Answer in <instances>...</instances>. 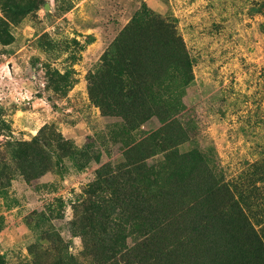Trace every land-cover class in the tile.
<instances>
[{"label": "trees", "instance_id": "16d2710c", "mask_svg": "<svg viewBox=\"0 0 264 264\" xmlns=\"http://www.w3.org/2000/svg\"><path fill=\"white\" fill-rule=\"evenodd\" d=\"M34 3L35 8L46 4L0 0V36L5 31L0 38L5 44L12 40L10 23L33 11ZM259 10L264 11V2ZM94 39L88 35L86 40L90 44ZM194 62L175 25L142 2L88 75L91 103L103 115L122 119V135L113 137L122 157L96 169L82 208L75 205L70 230L81 237L83 249L72 253L74 241L53 225L56 208L49 206V214L26 219L37 242L30 246L33 259L22 264H264V239L246 203L242 205L243 191L235 198L198 148L182 150L189 132L179 114L186 109L183 97L195 80ZM74 73L73 67L55 70L51 88L66 95L77 80ZM152 118L161 126L139 138L142 125ZM3 131L12 133L11 125L0 118ZM2 145L0 198L7 208L18 202L10 194L17 173L31 183L51 171L62 176L66 160L77 171L93 160L101 163L92 145L78 147L54 123L44 124L30 140L8 138ZM259 178L264 180L261 174ZM63 203L60 199V206ZM5 257L0 254V264Z\"/></svg>", "mask_w": 264, "mask_h": 264}, {"label": "rangeland", "instance_id": "374dc122", "mask_svg": "<svg viewBox=\"0 0 264 264\" xmlns=\"http://www.w3.org/2000/svg\"><path fill=\"white\" fill-rule=\"evenodd\" d=\"M144 1L175 25L195 60V80L179 114L189 132L182 150L198 148L235 198L243 191L242 205L246 203L264 239V180L259 178L264 176V11L259 10L264 0H44L49 9L34 3V10L18 23L11 21V42L0 38V118L12 129L0 133V152L4 157L6 139L30 140L44 124L54 123L78 147L92 145L101 163L93 160L77 171L66 160L62 176L51 171L31 183L15 174L10 194L18 202L7 208L0 198L5 264L33 259L30 246L36 244L37 233L26 219L49 214V206L63 214L59 217L55 210L52 223L66 240L73 239L72 253L82 251L81 237L70 230L75 205L82 208L96 169L122 157L120 143L113 139L122 135V119L103 115L91 103L88 75ZM88 35L95 38L90 44ZM67 67L75 69L77 80L62 96L51 88L50 74ZM160 126L152 118L138 137Z\"/></svg>", "mask_w": 264, "mask_h": 264}, {"label": "water", "instance_id": "95a60500", "mask_svg": "<svg viewBox=\"0 0 264 264\" xmlns=\"http://www.w3.org/2000/svg\"><path fill=\"white\" fill-rule=\"evenodd\" d=\"M46 8H48V9L50 8V5L48 3L46 4Z\"/></svg>", "mask_w": 264, "mask_h": 264}]
</instances>
